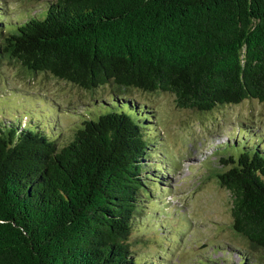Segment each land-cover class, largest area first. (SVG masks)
Segmentation results:
<instances>
[{
    "label": "trees",
    "instance_id": "16d2710c",
    "mask_svg": "<svg viewBox=\"0 0 264 264\" xmlns=\"http://www.w3.org/2000/svg\"><path fill=\"white\" fill-rule=\"evenodd\" d=\"M29 1L44 17L11 32L0 19V61L82 90L110 85L111 96L60 147L36 125L2 122L0 264H138L127 238L147 189L151 117L118 91L169 93L199 112L264 102V0ZM1 16L9 25L0 0ZM221 163L230 229L264 264V149Z\"/></svg>",
    "mask_w": 264,
    "mask_h": 264
},
{
    "label": "rangeland",
    "instance_id": "374dc122",
    "mask_svg": "<svg viewBox=\"0 0 264 264\" xmlns=\"http://www.w3.org/2000/svg\"><path fill=\"white\" fill-rule=\"evenodd\" d=\"M43 6L1 0L9 22L0 17L5 31H14L15 24L30 15L43 18ZM118 93L120 104L129 101L151 117L142 123L150 137L149 157L143 161L147 189L139 195L127 238L135 262L261 264L231 231V198L214 174L229 167L221 159L235 156L243 147L264 149V102L245 99L199 112L177 107L165 92ZM110 96V85L82 90L46 74L26 73L15 62L0 61V126L6 120L31 130L36 125L55 139L57 147L70 140L81 120L105 113Z\"/></svg>",
    "mask_w": 264,
    "mask_h": 264
}]
</instances>
